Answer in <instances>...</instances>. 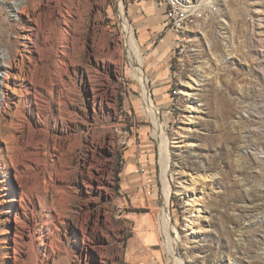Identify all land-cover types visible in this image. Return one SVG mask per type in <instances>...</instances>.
Masks as SVG:
<instances>
[{
    "label": "rangeland",
    "instance_id": "rangeland-1",
    "mask_svg": "<svg viewBox=\"0 0 264 264\" xmlns=\"http://www.w3.org/2000/svg\"><path fill=\"white\" fill-rule=\"evenodd\" d=\"M122 1L170 142L181 258L264 264V0H190L216 11L189 27L177 56L162 11L155 35L148 16L134 14L158 2ZM21 3L40 18H16ZM121 14L119 0H0V56L16 63L4 110L0 99V264H171L158 230L161 146ZM35 24L29 52L24 36Z\"/></svg>",
    "mask_w": 264,
    "mask_h": 264
},
{
    "label": "bare ground",
    "instance_id": "bare-ground-1",
    "mask_svg": "<svg viewBox=\"0 0 264 264\" xmlns=\"http://www.w3.org/2000/svg\"><path fill=\"white\" fill-rule=\"evenodd\" d=\"M119 1H120L121 13H122L121 15L123 17L124 35H125V38L127 40L126 45L128 47V52L131 56V60H132V63L134 65V69H135L136 73L138 74V76L141 80L142 93H143V104H144L146 111L148 112V115H149L151 121L155 125V135H156L157 139L159 140V143L161 146L160 151H161V161H162V170H163L162 182H163L164 206L162 208V212H161V215L159 218L158 230H159V233L161 234V236L163 238V246H164L165 251L169 255L170 263L171 264H186L178 252V249H179V246L181 243V236H180L178 229L175 227V225L173 223V219H172L171 214H170L169 204H170V196L172 194V191H171V188H170L168 181H167L168 180L167 179L168 171L170 170V164H169V162H170V158H169L170 142H169V138L167 135L166 126L161 121V118L159 116V108H157V106L154 104V100L152 99V96L150 94L151 92H150V87H149V77H148V74L144 68L145 62H144L143 55H142L141 50H140L139 42L135 36L134 28L131 25V23L129 22L128 18H126V16L124 15L123 1L122 0H119ZM183 1H187V0H183ZM13 13H15L16 18L17 17L20 18L22 16V14H26L27 17L32 20V22L35 21L36 17H37V19L40 18V17H38L36 10L35 11L26 10L24 3H21L19 6H13ZM37 31H38L37 24H35V26L34 25L29 26L28 31H27L26 35L24 36V39H25L24 45L26 46V48H25L26 51L31 52V47L29 46V43L30 42L33 43L34 38L37 36ZM24 56H25V54H24ZM23 59H25V58L24 57L22 58V61L19 64L20 67L23 64ZM30 59H32V58H30ZM15 64L16 63L14 62V60L12 58H10L8 54H6V53L1 54V56H0V93H3V96L2 97L0 96V99L3 101V104H4L3 110L7 106V100H6V94L2 91L3 90L2 87H6V88L8 87V81H9L8 79L10 78V70H8V68H13L15 66ZM132 73H133V71H132ZM4 75H5V78H4ZM22 76L24 78H26V76L24 74H22ZM4 79H5V83H4ZM183 94L185 96L189 95V93L187 91H184ZM188 113L189 114L186 116V119L189 121H187L185 123L186 125H189L190 123H192L194 121V117L192 116L191 111H188ZM1 152H2V148L0 146V154H1ZM91 158H92V156H91ZM96 159L97 158L94 157V155H93V160H96ZM41 175L42 174L39 173L38 178ZM33 181H34L33 184H35V183L39 184L38 179L37 180L34 179ZM22 200L23 199H21V202H22ZM12 201H15V199L12 198ZM187 206H188V211L190 213V216L187 218V227L189 229H193V231H194L193 225L196 223V219L194 217H196L197 208L195 206L194 201L188 203ZM11 207H14L13 203H11ZM95 228H96V226H95ZM149 240H151V238ZM148 243H151V242L148 241ZM102 262H103V260H102ZM19 263H16V264H19ZM231 264H239V263H238V261L235 260V261H232Z\"/></svg>",
    "mask_w": 264,
    "mask_h": 264
},
{
    "label": "built area",
    "instance_id": "built-area-1",
    "mask_svg": "<svg viewBox=\"0 0 264 264\" xmlns=\"http://www.w3.org/2000/svg\"><path fill=\"white\" fill-rule=\"evenodd\" d=\"M156 2L164 3L167 11L165 14L166 17V27L171 28V30L178 34L180 44L178 48L175 49L174 56L182 54L184 48H180L184 41H186L189 32V27L196 21L205 18L208 14H212L216 11L214 3L208 2L201 4H194L192 1H183V0H154ZM125 41V40H124ZM126 44V42H125ZM127 46V45H126ZM151 184L148 185L152 189V180Z\"/></svg>",
    "mask_w": 264,
    "mask_h": 264
},
{
    "label": "crops",
    "instance_id": "crops-1",
    "mask_svg": "<svg viewBox=\"0 0 264 264\" xmlns=\"http://www.w3.org/2000/svg\"><path fill=\"white\" fill-rule=\"evenodd\" d=\"M158 6H156L155 4H151V3H147L146 1H142L140 3H138L135 8H134V14L135 15H139L141 14V16L145 17V16H148L149 18V22L147 23L149 27H155V29L153 30L152 32V35H155V33H159L161 31V28H159L158 25L159 24V16L161 15L160 12L162 11L163 13V16H164V23L166 25V17H165V14H166V11H167V8L165 6L164 3H157ZM152 17V18H150ZM141 31V36H140V40L142 41L143 44H148L149 41L151 40V34H149L148 32V27H146V25H143V27L140 29ZM168 41H170L168 38L166 40L163 41L162 44H160L161 47L158 48V50L154 51L151 55H150V58L152 59L151 60V64L152 66H150V68H154V61L157 60V56L159 54H161V52H165V50L167 49V46H168ZM168 77V74L165 70H162L161 71V74H160V78L161 79H167ZM154 254V253H153ZM157 257V255H152V259L155 260ZM151 263V262H149ZM149 263H146L144 260L141 259V264H149ZM153 264V263H151Z\"/></svg>",
    "mask_w": 264,
    "mask_h": 264
}]
</instances>
